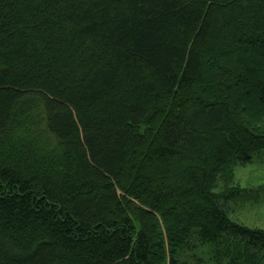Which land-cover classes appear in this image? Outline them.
Wrapping results in <instances>:
<instances>
[{
  "label": "trees",
  "instance_id": "trees-1",
  "mask_svg": "<svg viewBox=\"0 0 264 264\" xmlns=\"http://www.w3.org/2000/svg\"><path fill=\"white\" fill-rule=\"evenodd\" d=\"M262 150L264 0H0V264L264 259Z\"/></svg>",
  "mask_w": 264,
  "mask_h": 264
},
{
  "label": "rangeland",
  "instance_id": "rangeland-1",
  "mask_svg": "<svg viewBox=\"0 0 264 264\" xmlns=\"http://www.w3.org/2000/svg\"><path fill=\"white\" fill-rule=\"evenodd\" d=\"M235 172L244 192L230 204V214L248 227L264 230V150L253 156L252 164L238 166ZM226 249L225 244L216 247L198 246L193 253H186L189 257L184 256L188 264H264V259L254 253L248 258L243 254L228 255L224 252ZM190 257H194V260H190Z\"/></svg>",
  "mask_w": 264,
  "mask_h": 264
}]
</instances>
